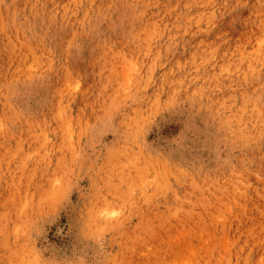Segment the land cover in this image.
<instances>
[{"label":"rangeland","instance_id":"1","mask_svg":"<svg viewBox=\"0 0 264 264\" xmlns=\"http://www.w3.org/2000/svg\"><path fill=\"white\" fill-rule=\"evenodd\" d=\"M0 264H264V0H0Z\"/></svg>","mask_w":264,"mask_h":264},{"label":"bare ground","instance_id":"2","mask_svg":"<svg viewBox=\"0 0 264 264\" xmlns=\"http://www.w3.org/2000/svg\"><path fill=\"white\" fill-rule=\"evenodd\" d=\"M2 40V39H1Z\"/></svg>","mask_w":264,"mask_h":264}]
</instances>
